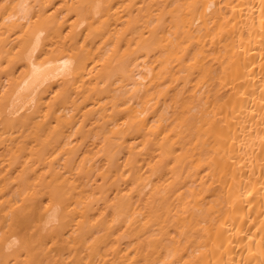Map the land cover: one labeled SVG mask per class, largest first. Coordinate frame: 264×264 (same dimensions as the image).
<instances>
[{
  "label": "bare ground",
  "instance_id": "obj_1",
  "mask_svg": "<svg viewBox=\"0 0 264 264\" xmlns=\"http://www.w3.org/2000/svg\"><path fill=\"white\" fill-rule=\"evenodd\" d=\"M0 264H264V0H0Z\"/></svg>",
  "mask_w": 264,
  "mask_h": 264
}]
</instances>
